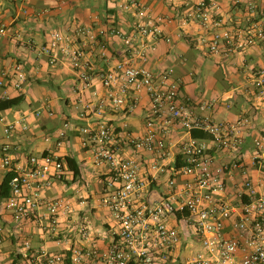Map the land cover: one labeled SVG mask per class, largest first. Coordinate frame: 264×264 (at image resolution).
<instances>
[{
    "label": "built area",
    "instance_id": "2783aa9c",
    "mask_svg": "<svg viewBox=\"0 0 264 264\" xmlns=\"http://www.w3.org/2000/svg\"><path fill=\"white\" fill-rule=\"evenodd\" d=\"M231 1L246 8V18L225 20L219 5L207 0L191 4L183 14V24L195 23L203 31L202 40L211 54L230 55L264 45V7L259 10L248 0ZM130 6L137 16L134 36L115 24L76 29L75 35L100 46L107 61L104 39H122L124 58L106 70L93 73L83 49L72 43L75 35L53 30L42 47L51 65L63 58L68 61L80 80V93L90 91L97 77L104 88L101 94L92 91V101L81 113L88 121L79 129L93 164L107 168L104 231L75 221L73 206L65 197L47 195L46 189L69 170L57 152L31 155L23 166L14 162L13 146L3 142L0 185L1 173L14 174L10 196L3 200L14 230L8 232L7 222L0 220V264H264V138L254 141L250 171L242 154L229 164L216 165L205 143L192 136L193 130L208 132L216 149L238 151L243 143L240 127L249 119L217 123L196 116L183 99L173 69L156 73L141 65L164 34L149 6L132 1L123 8ZM6 34V25L0 22V40ZM27 82L21 64L5 67L0 58L1 98L8 97V87L25 92ZM254 85L264 99V68L255 71ZM144 93L150 98L145 131L124 138L107 116L119 109L134 110ZM92 115L95 119L89 120ZM0 125L8 138L20 126L29 129V117L9 119L0 113ZM176 131L182 134L178 142L172 137ZM64 136L66 130L59 133ZM234 175L242 180L236 181ZM31 226L63 248L35 247L29 234L22 237L16 230ZM11 237L12 244L22 247L7 260L4 247Z\"/></svg>",
    "mask_w": 264,
    "mask_h": 264
},
{
    "label": "crops",
    "instance_id": "0c3cea01",
    "mask_svg": "<svg viewBox=\"0 0 264 264\" xmlns=\"http://www.w3.org/2000/svg\"><path fill=\"white\" fill-rule=\"evenodd\" d=\"M132 1L150 7L164 34L157 47L150 50L148 60L139 63L156 73L173 69V77L181 82L183 99L196 116L209 117L217 123L237 122L245 117L249 119L248 124L240 127L239 135L243 143L238 151L216 149L206 131L196 129L203 132L198 137L192 133L209 148L216 165L229 164L236 155L242 154L250 171L254 141L264 138V99L254 85L255 71L264 68V45L256 44L230 55L211 54L202 40L204 33L200 27L195 23H182L185 11L199 0H0V22H4L7 31L0 40V58L5 67L21 64L28 75L23 93L8 87V97L1 98L4 90L0 88V100L23 97L21 103L0 110V113L9 119L25 115L30 123L29 129L20 126L8 138L0 125V144L10 143L14 149V162L23 166L28 164L31 155L48 150L57 152L66 164L67 156L75 158L80 175L75 178L67 164L69 170L64 178L46 189V193L68 199L74 209L71 217L77 222L89 223L96 232H100L101 225L104 229L108 217V211L102 204L107 168L93 164L89 149L81 143L79 129L88 121L82 118L81 113L85 104L92 101V91L101 94L104 88L97 77L90 91L80 93V80L68 61L63 58L56 65H51L42 53V47L53 30L75 35L76 29L83 25L108 27L115 24L128 35H136L135 7L123 8ZM207 1L219 5L225 20L238 21L247 16L246 8L236 6L231 0ZM248 1L257 4L259 10L264 7V0ZM73 38V45L83 49L95 74L125 56L124 43L117 36H109L103 41L109 61L103 56L100 46L89 43L86 37L75 35ZM149 106L150 98L144 93L134 110L111 111L107 119L124 138L139 137L145 131ZM38 110L43 111L41 116L36 115ZM90 119L95 117L92 115ZM65 130L66 136L60 138L59 133ZM172 137L178 142L182 134L176 131ZM177 153L178 148L174 147L173 154ZM1 176L3 179L4 174L1 173ZM234 176L236 181L242 180L239 175ZM101 211L103 215H100ZM0 220L7 222L8 232L14 230L1 197ZM34 228L28 227L25 232L30 234L31 240H35L32 242L35 247L63 248L56 240L44 238L39 228L38 232L31 233ZM13 241L14 237L8 238L6 244L14 245ZM14 257L15 249L4 247L3 258L9 260Z\"/></svg>",
    "mask_w": 264,
    "mask_h": 264
},
{
    "label": "trees",
    "instance_id": "16d2710c",
    "mask_svg": "<svg viewBox=\"0 0 264 264\" xmlns=\"http://www.w3.org/2000/svg\"><path fill=\"white\" fill-rule=\"evenodd\" d=\"M22 100H23V97H21V96L16 97V98H12V99L0 100V110L7 109V108L13 107L15 105H18L19 103L22 102ZM192 133L195 137H198V136H202L201 133H203V132L195 129V130H193ZM65 159L67 161L69 168L74 172V177L76 178L77 176H79L80 175V168H79V165H78L76 159L71 157V156H67ZM13 175L14 174L12 172H8L5 174V176L2 179V183L0 185V197L3 200L10 196L11 190H10L9 183H10V180L12 179ZM15 264H17L16 261H15Z\"/></svg>",
    "mask_w": 264,
    "mask_h": 264
},
{
    "label": "rangeland",
    "instance_id": "374dc122",
    "mask_svg": "<svg viewBox=\"0 0 264 264\" xmlns=\"http://www.w3.org/2000/svg\"><path fill=\"white\" fill-rule=\"evenodd\" d=\"M63 186V188L65 187L64 185H62ZM103 211H101V213H100V215L102 214L103 215ZM90 216V215H89ZM16 230H18L19 232H20V235L22 236V237H24V236H26L27 234H28V232H25V231H23L21 228H18V229H16ZM39 230H38V227H36L35 226V228L33 229V231L31 232V233H35V232H38ZM104 231V229H103V226L101 225L100 226V232H103ZM30 235V234H29ZM32 242H35V240H32ZM6 248H9V249H17V250H20L21 249V245H16V244H14V245H7L6 244V246H5Z\"/></svg>",
    "mask_w": 264,
    "mask_h": 264
}]
</instances>
